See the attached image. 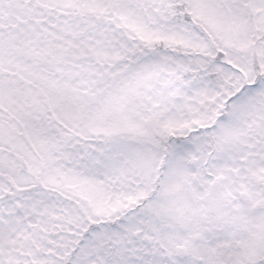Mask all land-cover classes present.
<instances>
[{
    "label": "snow or ice",
    "instance_id": "obj_1",
    "mask_svg": "<svg viewBox=\"0 0 264 264\" xmlns=\"http://www.w3.org/2000/svg\"><path fill=\"white\" fill-rule=\"evenodd\" d=\"M0 264H264V0H0Z\"/></svg>",
    "mask_w": 264,
    "mask_h": 264
}]
</instances>
